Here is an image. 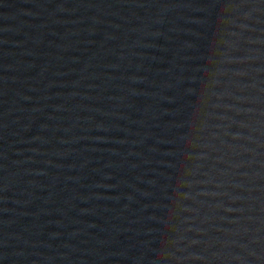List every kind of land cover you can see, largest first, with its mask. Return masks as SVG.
<instances>
[{"label":"water","instance_id":"1","mask_svg":"<svg viewBox=\"0 0 264 264\" xmlns=\"http://www.w3.org/2000/svg\"><path fill=\"white\" fill-rule=\"evenodd\" d=\"M0 264H264V0H0Z\"/></svg>","mask_w":264,"mask_h":264}]
</instances>
